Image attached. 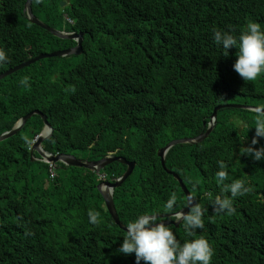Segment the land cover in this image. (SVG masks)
Returning <instances> with one entry per match:
<instances>
[{
	"label": "trees",
	"instance_id": "trees-1",
	"mask_svg": "<svg viewBox=\"0 0 264 264\" xmlns=\"http://www.w3.org/2000/svg\"><path fill=\"white\" fill-rule=\"evenodd\" d=\"M25 1L0 0V49L8 57L0 73L75 44L32 23ZM59 1L31 0L32 12L48 26L82 31V52L42 58L1 78L0 134L37 109L53 128L41 143L45 151L86 160L114 151L134 161L113 189L125 226L144 214H170L165 204L173 192L172 212L186 205L167 168L205 209L204 227L193 236L182 221L166 225L181 243L207 239L214 250L210 264H264V158L240 151L255 136V112L222 107L207 137L173 145L164 167L157 156L169 141L203 133L216 105H264V73L243 80L233 67L238 48L225 56L213 40L214 30L239 37L250 22L264 31V0ZM25 76L30 86L21 85ZM42 126L34 114L0 141V264H136L134 253L118 252L126 231L96 187L101 174L115 180L126 165L113 161L97 173L57 162L50 177L48 163L31 160L23 139L31 141ZM257 140L252 147H264V137ZM218 161L227 166L225 183L241 179L252 189L233 198V214L213 209L217 195L231 198L217 184ZM89 211L100 214L98 224L89 222Z\"/></svg>",
	"mask_w": 264,
	"mask_h": 264
},
{
	"label": "clouds",
	"instance_id": "clouds-1",
	"mask_svg": "<svg viewBox=\"0 0 264 264\" xmlns=\"http://www.w3.org/2000/svg\"><path fill=\"white\" fill-rule=\"evenodd\" d=\"M61 1H64V4L61 6H64L66 2H68V0H61ZM40 2L41 0H36V3H40ZM65 19L68 22H72L68 17H65ZM59 30L66 31L63 29H59ZM67 32H72V31H67ZM213 40L217 45L223 46V50H224L223 54L225 56L228 55L227 50L229 49V47L236 46L238 48V52L236 54L238 58L235 61L233 67L234 70L239 74V76L243 80L255 81L262 73H264V31L261 30L259 23L256 22L248 23L246 26V31L241 32L239 37L234 36L228 32L214 30ZM7 59L8 57L6 55V52L3 49H0V64L5 63ZM20 83L21 85L24 86H30L29 77L27 76L23 77ZM219 105L221 106L219 109H221L222 107H230L227 106V104L224 105L219 104ZM231 105H234V107L249 109L255 112V117H254L255 136L251 141V145H249L248 147H242L240 149L241 153L245 155H250L255 160H260L264 158V147H260V148L252 147V145L258 143L257 140L258 137H264V105L256 106V107L241 105V104H232V103ZM219 109H217V111ZM242 127L243 126H241V129ZM38 134L39 133L35 134L31 141H29L27 137L23 138L25 140V143H29L28 150L30 151L31 155L32 152L34 151V150L32 151V143L35 141ZM45 152L49 153L47 151ZM36 159H40V157ZM48 165L49 168H51L54 172V168L52 164L48 163ZM218 166H219V170L215 173L217 184L222 185L221 188L222 193L230 192L231 198L222 195H217L214 201L212 202L213 209L216 212L226 211L228 214H233L235 212V208L233 207V198L250 193L252 189L250 187H247L246 182L241 179L234 180L231 183H225V181L228 178V172L226 170L227 166L224 163V161H218ZM101 176L103 177L102 180H107L104 179L103 174H101ZM109 181H114V180H109ZM176 202H177V196L176 193L173 192L165 204V209L166 211H168L173 215L171 217H174L175 221H177L178 223L182 221L185 232L189 236H193L196 229H202L204 227L202 217L205 209H203L199 204H195L190 207V210L187 213L178 212V211H177L178 213L172 212L173 208L176 205ZM88 216H89V222L91 224L95 225L99 223L100 214L98 212L89 211ZM157 219L158 218L156 215L144 214L137 217L134 221L129 222L126 225V235L123 237V242L119 247L118 252L126 255L134 253L136 264H140L141 260H143L145 264H210L211 258L214 254V250L207 239L200 237L196 239L186 240L183 243H181L176 238V235L174 234L173 230L170 227L166 226L161 219H159L161 220V222H157ZM168 219L170 218L168 217Z\"/></svg>",
	"mask_w": 264,
	"mask_h": 264
},
{
	"label": "water",
	"instance_id": "water-1",
	"mask_svg": "<svg viewBox=\"0 0 264 264\" xmlns=\"http://www.w3.org/2000/svg\"><path fill=\"white\" fill-rule=\"evenodd\" d=\"M30 2H31V0H26V2L24 4V11L26 13V17L32 23L45 28L46 30L51 32L56 37H59L62 39L74 40L75 45L72 47H68V48H64V49H60V50H55V51H52L50 53H39V54L33 56L32 58L25 60L23 62H20L18 64H15L14 66H12L9 69L5 70L4 72L0 73V79L3 78L4 76L8 75V74H11L12 72H14L18 69H21V68L39 60V59L47 58V57H53V56H61L62 57V56H67V55H72V54L78 55L82 51L83 32H81V31H79V32H74V31L67 32V31H62V30L56 29L54 27L48 26L47 24L42 22L39 18H37L32 13ZM63 4H64V1H60V5H63ZM227 106H234V105L227 104ZM220 107L221 106L219 105L213 109L210 121L207 125L206 130L203 133L199 134L196 137L178 138V139L171 140L165 146L160 147L157 150V156L160 158V162H161L162 167H164V156H165L166 152L168 151V149L171 148L173 145L178 144V143L199 142L209 135V133L213 129V126L215 125V122H216L215 121L216 111ZM34 114L40 116V118L42 119V122H43V127H42L41 131L39 132V134L37 135L35 141L32 143V151L33 150L36 151L42 161L51 163L54 169L56 168L57 162H61L64 165H72V166H79V167L88 168V169L94 170L95 172H99L104 166H106L107 164H109L113 161H118V162L126 165V169L124 170V172L118 178H116L114 181L102 180L96 186L98 191L100 192V194L103 197L104 204H105L111 218L113 219L115 224H117L122 230L126 231V226L120 222L118 215H117V212H116V209H115L114 200H113V189L115 187L119 186L121 184V182H123V180L132 172V170L135 166V162L129 161L122 156L116 155L114 151L109 152L104 157H101V158L96 159V160H86V159H82V158H77L73 154H65V153H61V152L56 153V154L46 153L41 148L40 144L42 143L43 140L50 137V135L52 134L53 128L47 122L46 115H44L43 113H41L37 109L29 111L28 113H26L25 115L20 117L15 122V124L12 126L11 129L2 132L0 134V141L14 135L17 131H19L23 127L26 120ZM243 125H244V123L242 122L241 126H243ZM241 126L238 128V130H237L238 132L241 130ZM35 159L36 158L31 155V160H35ZM165 170H166V172L170 173L177 180L178 184L180 185V188L182 189V191L184 192V195H185L186 205L183 208H181L178 212L187 213L189 211L190 207L196 204V200L193 198V196L191 195V193L187 189L186 185L182 182V179L178 176L177 173H175V172H173L167 168ZM178 212H176V213H178ZM152 215H156L157 218H160L165 225L173 224L175 226H178V224H179L177 221H175V219H168V217L173 216L171 213L170 214L158 213V214H152ZM161 220H159L157 222H161Z\"/></svg>",
	"mask_w": 264,
	"mask_h": 264
},
{
	"label": "built area",
	"instance_id": "built-area-1",
	"mask_svg": "<svg viewBox=\"0 0 264 264\" xmlns=\"http://www.w3.org/2000/svg\"><path fill=\"white\" fill-rule=\"evenodd\" d=\"M49 173H50V177H53L54 172H53V170L51 168H49Z\"/></svg>",
	"mask_w": 264,
	"mask_h": 264
}]
</instances>
